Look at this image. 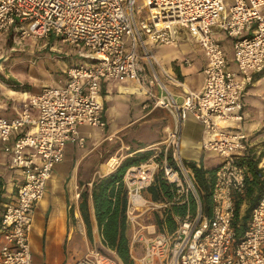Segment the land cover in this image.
Segmentation results:
<instances>
[{
    "label": "built area",
    "instance_id": "1",
    "mask_svg": "<svg viewBox=\"0 0 264 264\" xmlns=\"http://www.w3.org/2000/svg\"><path fill=\"white\" fill-rule=\"evenodd\" d=\"M138 1L0 0V40L10 36L22 44L53 35L83 57L66 68L59 84L25 92L28 98L15 116L0 115V140L7 142L17 133L11 163L24 176L16 199L5 205L1 217L0 264H33L30 236L36 205L55 165L65 158L66 143L84 145L82 124L108 126L105 78L135 80L138 92L148 95L145 108H167L175 118L166 129L163 148L125 174L132 258L138 264H264V185L243 235L238 236L234 225L236 201L247 190V167L239 162L249 148V135L239 125L245 119V94L264 69V0H234L229 7L226 0ZM250 26L255 27L253 34L243 36ZM218 30L234 38L237 70L229 67ZM190 38L206 51L205 80L200 91L176 94L158 68L172 84L184 88V82L162 66L153 44L178 46ZM185 62L192 61L187 57ZM32 108L38 109L37 117ZM191 116L205 131L201 148L221 157L210 214L203 209L194 169L181 154L183 127ZM259 167L264 169V158ZM159 174L170 184L172 197L154 200L143 191ZM173 205L187 208L173 215V229L166 221L161 227L152 220L153 212H167ZM71 264L125 263L103 242L89 244Z\"/></svg>",
    "mask_w": 264,
    "mask_h": 264
},
{
    "label": "crops",
    "instance_id": "2",
    "mask_svg": "<svg viewBox=\"0 0 264 264\" xmlns=\"http://www.w3.org/2000/svg\"><path fill=\"white\" fill-rule=\"evenodd\" d=\"M233 1L226 0L227 6L229 7ZM254 31L255 27L250 26L243 31L242 35H252ZM216 36L221 41L227 54L229 67L232 70H237V63L234 59V38L228 36L222 30H218ZM229 39L233 44L231 53H228L224 47V40L229 41ZM161 46L167 49L160 53L156 52L160 63L169 72L176 73L184 82V88L173 84L179 87V90L172 91L176 94H182L184 89L194 92L200 91L205 80L204 67L208 62L206 51L201 44L190 38L183 39L178 46ZM187 57L192 61L190 64L185 62ZM65 70L66 68H63L64 72ZM158 73L162 79L168 80L161 68H158ZM64 79L65 75L63 74L55 84H59ZM131 87L138 88V83L128 78H105L102 80V90L105 94V101L108 102L105 103V115L107 119L108 116L110 119H114L111 128L113 130L129 126L137 121L136 119L131 120L132 114L135 117L144 115L146 109L144 104L149 99L148 95L136 92L137 90L131 89ZM173 88L175 89V87ZM41 90L38 86H33L26 91H18L11 87L2 88L0 90V115L8 118L15 116L16 109H21L28 98L25 92L35 94ZM136 98H139L141 102L137 103ZM244 101L245 119L239 127L249 135V148L259 147L260 142L264 141V132L262 131L264 128V69L255 74L254 83L248 88ZM31 113L34 117L39 115L36 108H32ZM173 124L172 121L168 126ZM82 127H91L93 130L84 133L81 130ZM106 128L82 124L80 133L86 137L84 145L79 144L77 140H71L74 142L72 145L66 143L65 158L55 165L52 176L48 180L44 198L36 205L31 233L40 238V243L36 250L32 251L33 264H71L83 256L85 247L89 244L98 245L103 243L92 199L90 201V212L93 240L88 237L87 225L80 208L81 198L77 197V193H81L85 188L91 189L97 177L111 172L104 170L105 161H103V151L100 149L102 147L101 143L107 134ZM26 130H28V127L21 129L22 132ZM204 137L203 125L191 116L183 127L182 154L188 160L200 161L207 167L204 163L208 156L213 155V153L201 148ZM16 138L17 133L7 142L0 140V175L5 178L2 195L12 198L11 201L16 199L17 186L24 178L21 170L11 163V153ZM6 181L11 182V185L6 184ZM143 194L154 199L149 189H145ZM161 196H165L164 193ZM156 212L159 211L151 214L153 221ZM160 213L163 212L160 211ZM2 214L3 212L0 209V217H2ZM175 214L178 213H172V215ZM1 242L0 237V245ZM134 262L138 264L137 261L134 260Z\"/></svg>",
    "mask_w": 264,
    "mask_h": 264
},
{
    "label": "rangeland",
    "instance_id": "3",
    "mask_svg": "<svg viewBox=\"0 0 264 264\" xmlns=\"http://www.w3.org/2000/svg\"><path fill=\"white\" fill-rule=\"evenodd\" d=\"M138 3L143 4L144 0H139ZM9 37H4L0 40V55L5 51L8 52V57L3 62V69L0 70V90L4 87H11L15 90L23 91L26 86H30V88L38 86L39 89H42L44 86L53 85L65 74L63 73V68H67L83 59V57L76 53L77 49L53 35L39 39L28 38L22 44L13 42ZM224 47L228 53L232 52L233 44L230 39L229 41L224 40ZM153 48L157 53L167 49L160 44H153ZM85 61L88 63L87 60ZM165 82L170 84L169 86L172 90H179V87L174 86L169 80H165ZM131 89H136V92H138V88L131 87ZM135 100L137 103L141 102L139 98ZM105 103L107 104L108 102L105 101ZM131 118V120L136 119L137 121L129 126L113 130L111 128L114 119H110L108 116L109 125L106 128L107 134L100 148L103 151V161H105L103 167L105 171L114 170L109 165L110 159L114 155L121 157L123 161L125 157L133 155L137 151L150 150L153 146H156V149L154 148L153 151L159 152V148H163L161 142L164 139L167 126L172 121H175L174 114L169 109L161 107H148L145 109L144 115L135 117L132 114ZM81 130L84 133H88L92 132L93 128L82 127ZM262 131L264 132V128ZM72 144L74 142L68 141V145ZM253 148L257 152V155H259L264 148V141L260 142L259 147L254 146ZM262 161L263 159L260 163ZM220 162L221 157L213 154L208 156L204 164L207 167L214 168L218 167ZM7 183L10 184L11 182L6 181ZM11 200L12 198L2 195L0 198V209L2 212L5 209V203L11 202ZM247 205L248 201L246 200V203L241 207L242 213ZM30 243L32 251H35L40 243V238L31 233ZM86 248L87 246L85 247V251ZM137 253L141 254L140 251H137Z\"/></svg>",
    "mask_w": 264,
    "mask_h": 264
},
{
    "label": "trees",
    "instance_id": "4",
    "mask_svg": "<svg viewBox=\"0 0 264 264\" xmlns=\"http://www.w3.org/2000/svg\"><path fill=\"white\" fill-rule=\"evenodd\" d=\"M29 89L30 86H26L23 91ZM153 153V149H150L137 151L135 154L125 157L113 171L104 176L97 177L91 189L85 188L80 193V208L87 225L88 237L93 240L90 212V201L92 199L103 242L115 249L118 257L125 264H135L130 252V226L127 219L129 189L125 182V174L129 167L139 164ZM263 157L264 148L257 155L254 148L250 147L240 158L239 163L247 167V190L245 196L236 201L234 225L238 236L243 235L245 232L251 212L261 198L264 185V169L259 167V163ZM187 162L194 169L203 209L206 213L210 214L213 207L212 191L217 167H205L201 162L199 167L194 160H188ZM4 184V178L0 175V197ZM170 188V184L161 174L157 176L156 182L148 187L152 193V197L158 200L162 198V193L172 197ZM245 199L248 201V205L242 213L241 207ZM191 208L192 210L196 209V202L192 198ZM186 209L185 205H173L171 208H168L167 212H156L154 214V221L161 227L166 221L169 229H173L175 227V220L172 213L183 214L186 212Z\"/></svg>",
    "mask_w": 264,
    "mask_h": 264
},
{
    "label": "bare ground",
    "instance_id": "5",
    "mask_svg": "<svg viewBox=\"0 0 264 264\" xmlns=\"http://www.w3.org/2000/svg\"><path fill=\"white\" fill-rule=\"evenodd\" d=\"M181 154H182V147H181ZM120 161V158L116 155L112 156L111 159H110V162H109V165L111 167V169H115V166L117 164V162ZM143 175V173H142Z\"/></svg>",
    "mask_w": 264,
    "mask_h": 264
},
{
    "label": "water",
    "instance_id": "6",
    "mask_svg": "<svg viewBox=\"0 0 264 264\" xmlns=\"http://www.w3.org/2000/svg\"><path fill=\"white\" fill-rule=\"evenodd\" d=\"M7 57H8V52L6 51L0 55V70L3 69V62L7 59Z\"/></svg>",
    "mask_w": 264,
    "mask_h": 264
}]
</instances>
